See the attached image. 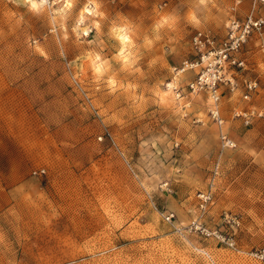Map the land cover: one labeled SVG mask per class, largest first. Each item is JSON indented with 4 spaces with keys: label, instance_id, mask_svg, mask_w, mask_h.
<instances>
[{
    "label": "rangeland",
    "instance_id": "rangeland-1",
    "mask_svg": "<svg viewBox=\"0 0 264 264\" xmlns=\"http://www.w3.org/2000/svg\"><path fill=\"white\" fill-rule=\"evenodd\" d=\"M32 1L0 0V264H260L259 38L231 69L235 91L222 88L235 148L188 92L197 70L177 73L197 60V32L223 38L251 1ZM237 111L254 113L248 126Z\"/></svg>",
    "mask_w": 264,
    "mask_h": 264
},
{
    "label": "built area",
    "instance_id": "built-area-1",
    "mask_svg": "<svg viewBox=\"0 0 264 264\" xmlns=\"http://www.w3.org/2000/svg\"><path fill=\"white\" fill-rule=\"evenodd\" d=\"M45 6V0H38ZM88 7L91 2L85 0ZM243 0H234L239 4ZM251 10L242 20L232 19L229 21L223 38L216 39L209 33L197 32L192 38V45L197 53V60L193 62L184 61L177 73L186 70H197L195 78L187 84L188 92L191 95L205 94L210 100L209 117L219 130V139L225 148H235V143L231 141L223 132V119L221 117L219 103L222 97V88L229 92H234L237 84L235 83L231 69L243 68L244 60L240 57L244 45L250 37L257 36L260 41V50L264 54V0H250ZM256 81L244 82V99H249L250 95L256 91ZM176 90V89H174ZM260 116V115H259ZM234 117L240 119L245 126H248L254 118V113L240 112L234 113ZM44 174L40 171L38 174ZM199 198L202 202L209 201L207 193H201ZM170 215H163L167 222L171 220ZM232 246V244H231ZM250 258L255 259L260 264H264V250L250 254Z\"/></svg>",
    "mask_w": 264,
    "mask_h": 264
},
{
    "label": "bare ground",
    "instance_id": "bare-ground-1",
    "mask_svg": "<svg viewBox=\"0 0 264 264\" xmlns=\"http://www.w3.org/2000/svg\"><path fill=\"white\" fill-rule=\"evenodd\" d=\"M27 1H29L30 2V5L33 7V8H35V9H37V4L34 2V1H32V0H27ZM41 2V1H40ZM42 3V2H41ZM88 13H89V10H86ZM117 36L120 38L119 40L121 41V44H122V46H124V44L127 42V41H129V39H128V37L126 36V35H124L123 33L121 34V32L119 31L118 33H117ZM124 37H126L127 39L126 40H124V39H122V38H124ZM180 78V77H179ZM174 81H175V79L173 80V83H169L168 85H167V92L169 93H171L172 94V90L173 89H175V87L173 86V84H174ZM176 84V83H175ZM174 93V92H173ZM173 95V94H172ZM166 93L163 95V97L162 98H166ZM183 99V98H182ZM179 101V100H178ZM208 102H209V105H210V100H208Z\"/></svg>",
    "mask_w": 264,
    "mask_h": 264
},
{
    "label": "clouds",
    "instance_id": "clouds-1",
    "mask_svg": "<svg viewBox=\"0 0 264 264\" xmlns=\"http://www.w3.org/2000/svg\"><path fill=\"white\" fill-rule=\"evenodd\" d=\"M122 39L126 40L127 38L124 37V38H122ZM95 60H96V61H99V60H100V57H99V56H96V57H95ZM105 63H107V62L105 61ZM102 68H103V65H99V64H98L97 67H96V69H95L96 73H97V74H101V72H102Z\"/></svg>",
    "mask_w": 264,
    "mask_h": 264
},
{
    "label": "snow or ice",
    "instance_id": "snow-or-ice-1",
    "mask_svg": "<svg viewBox=\"0 0 264 264\" xmlns=\"http://www.w3.org/2000/svg\"><path fill=\"white\" fill-rule=\"evenodd\" d=\"M45 2H46V3H52V2H55V0H45ZM201 2L203 3L204 0H201ZM160 7H164V4L162 3V4L160 5Z\"/></svg>",
    "mask_w": 264,
    "mask_h": 264
}]
</instances>
